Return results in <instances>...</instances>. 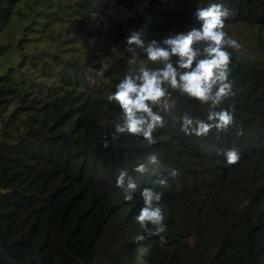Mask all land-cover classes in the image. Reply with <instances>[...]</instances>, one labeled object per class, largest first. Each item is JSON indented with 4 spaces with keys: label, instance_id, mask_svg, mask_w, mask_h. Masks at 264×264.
Masks as SVG:
<instances>
[{
    "label": "trees",
    "instance_id": "trees-1",
    "mask_svg": "<svg viewBox=\"0 0 264 264\" xmlns=\"http://www.w3.org/2000/svg\"><path fill=\"white\" fill-rule=\"evenodd\" d=\"M212 3L229 9L224 31L242 45L228 49L235 95L216 109L234 125L185 135L181 118L208 122L210 105L169 89L155 144L114 137L121 109L107 97L139 67L125 38L199 28L196 10ZM232 148L240 160L228 165ZM122 170L138 186L131 201ZM144 188L163 193L159 235L135 219ZM0 239L22 263L264 264V0H0ZM0 264H11L1 252Z\"/></svg>",
    "mask_w": 264,
    "mask_h": 264
},
{
    "label": "clouds",
    "instance_id": "clouds-1",
    "mask_svg": "<svg viewBox=\"0 0 264 264\" xmlns=\"http://www.w3.org/2000/svg\"><path fill=\"white\" fill-rule=\"evenodd\" d=\"M230 14L223 4L212 3L196 10L195 18L199 22V28L176 32L164 38L162 42L152 39L145 43L142 33L135 30L125 38L128 51L133 53L130 63L138 64L139 67L125 75L116 85L115 92L107 97L109 102H116L121 109L122 123L115 125L114 137L126 132L143 137L149 145L155 144L153 133L163 126L164 121L154 108L169 111V89L210 105L208 122L189 115L181 118V131L185 135L206 137L213 128L220 133L226 132L234 125L235 117L232 111L222 108L216 110L226 98L235 95L233 81L230 79L231 53L228 49L239 51L242 45L224 31L225 20ZM137 48L143 49L147 60L152 62L154 67L138 60L135 52ZM173 57L176 58L175 61ZM104 146H108L107 140ZM223 155L228 165L237 164L240 160V153L234 148L227 149ZM148 164L153 165L154 170L160 167L156 155L148 158ZM134 171L144 173L148 168L144 163H140ZM170 175L176 177L178 171L172 169ZM154 183L164 188L168 186L167 180L163 178ZM116 186L123 190L124 199L127 201L133 199L138 187L124 170L117 176ZM141 195L143 207L135 217L136 222L145 232L149 231V224L155 226V232L152 234L159 235L165 231V216L160 204L163 193L144 188ZM246 204L247 201H244L241 206ZM136 239L139 242L145 237L139 235ZM161 242H164L163 236Z\"/></svg>",
    "mask_w": 264,
    "mask_h": 264
},
{
    "label": "water",
    "instance_id": "water-1",
    "mask_svg": "<svg viewBox=\"0 0 264 264\" xmlns=\"http://www.w3.org/2000/svg\"><path fill=\"white\" fill-rule=\"evenodd\" d=\"M0 252H1V254L4 256V258H5L8 262H10L11 264H31V261H32L33 259H35V260L38 262V264L40 263V259H39L36 255H32V256L30 255V256H28V257L26 258V261H25L24 263L19 262L18 260L12 258V257L8 254V252L6 251L4 245H3L2 242H1V239H0Z\"/></svg>",
    "mask_w": 264,
    "mask_h": 264
}]
</instances>
